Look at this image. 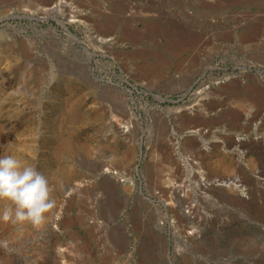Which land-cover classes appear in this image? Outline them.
I'll list each match as a JSON object with an SVG mask.
<instances>
[{
  "label": "rangeland",
  "instance_id": "obj_1",
  "mask_svg": "<svg viewBox=\"0 0 264 264\" xmlns=\"http://www.w3.org/2000/svg\"><path fill=\"white\" fill-rule=\"evenodd\" d=\"M4 154L55 205L0 264H264V0H0Z\"/></svg>",
  "mask_w": 264,
  "mask_h": 264
},
{
  "label": "clouds",
  "instance_id": "obj_2",
  "mask_svg": "<svg viewBox=\"0 0 264 264\" xmlns=\"http://www.w3.org/2000/svg\"><path fill=\"white\" fill-rule=\"evenodd\" d=\"M51 192L49 178L34 165L13 154L0 155V199L11 201L0 219L42 224L55 205Z\"/></svg>",
  "mask_w": 264,
  "mask_h": 264
},
{
  "label": "crops",
  "instance_id": "obj_3",
  "mask_svg": "<svg viewBox=\"0 0 264 264\" xmlns=\"http://www.w3.org/2000/svg\"><path fill=\"white\" fill-rule=\"evenodd\" d=\"M104 186L106 188H104ZM85 197V196H84ZM87 200H144V197L137 194L134 190H122L116 189L109 184L107 186L104 182H99L92 191L89 192V195L85 197ZM107 253V250H104ZM117 251V250H116ZM120 251V250H119ZM113 261V260H112ZM108 260H100L99 263H107Z\"/></svg>",
  "mask_w": 264,
  "mask_h": 264
},
{
  "label": "built area",
  "instance_id": "obj_4",
  "mask_svg": "<svg viewBox=\"0 0 264 264\" xmlns=\"http://www.w3.org/2000/svg\"><path fill=\"white\" fill-rule=\"evenodd\" d=\"M53 8H54V5H53ZM53 8H51V9H53ZM41 11L45 12L46 9L42 8ZM40 18L43 19V16H40ZM213 183H219V180L206 181L204 178H202V183L201 184L204 186V188H207L208 186L212 185ZM230 183H232V181Z\"/></svg>",
  "mask_w": 264,
  "mask_h": 264
},
{
  "label": "bare ground",
  "instance_id": "obj_5",
  "mask_svg": "<svg viewBox=\"0 0 264 264\" xmlns=\"http://www.w3.org/2000/svg\"><path fill=\"white\" fill-rule=\"evenodd\" d=\"M62 258V257H61ZM58 262H55L54 264H57Z\"/></svg>",
  "mask_w": 264,
  "mask_h": 264
}]
</instances>
